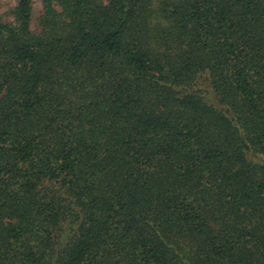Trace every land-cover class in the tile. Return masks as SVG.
I'll return each instance as SVG.
<instances>
[{
	"label": "trees",
	"instance_id": "trees-1",
	"mask_svg": "<svg viewBox=\"0 0 264 264\" xmlns=\"http://www.w3.org/2000/svg\"><path fill=\"white\" fill-rule=\"evenodd\" d=\"M0 9V264H264V0Z\"/></svg>",
	"mask_w": 264,
	"mask_h": 264
},
{
	"label": "rangeland",
	"instance_id": "rangeland-1",
	"mask_svg": "<svg viewBox=\"0 0 264 264\" xmlns=\"http://www.w3.org/2000/svg\"><path fill=\"white\" fill-rule=\"evenodd\" d=\"M17 4V0H0V9L6 21H11L12 17L9 15L12 8ZM43 11V4L41 0H35L34 3V19L33 28L37 29L38 19Z\"/></svg>",
	"mask_w": 264,
	"mask_h": 264
}]
</instances>
